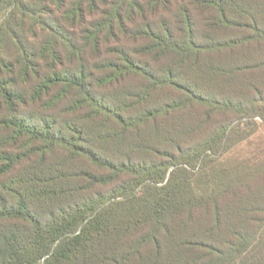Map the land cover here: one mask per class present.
Wrapping results in <instances>:
<instances>
[{
    "label": "trees",
    "instance_id": "16d2710c",
    "mask_svg": "<svg viewBox=\"0 0 264 264\" xmlns=\"http://www.w3.org/2000/svg\"><path fill=\"white\" fill-rule=\"evenodd\" d=\"M261 123L264 0H0V264H264Z\"/></svg>",
    "mask_w": 264,
    "mask_h": 264
},
{
    "label": "rangeland",
    "instance_id": "374dc122",
    "mask_svg": "<svg viewBox=\"0 0 264 264\" xmlns=\"http://www.w3.org/2000/svg\"><path fill=\"white\" fill-rule=\"evenodd\" d=\"M250 141L234 147L229 155H242L248 158L251 157L253 153L260 154V151L264 152V123L258 126V130L252 135Z\"/></svg>",
    "mask_w": 264,
    "mask_h": 264
}]
</instances>
